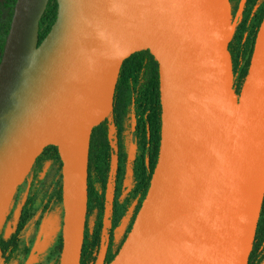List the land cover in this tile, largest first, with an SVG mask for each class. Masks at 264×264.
<instances>
[{"label": "water", "instance_id": "95a60500", "mask_svg": "<svg viewBox=\"0 0 264 264\" xmlns=\"http://www.w3.org/2000/svg\"><path fill=\"white\" fill-rule=\"evenodd\" d=\"M17 0L0 61V228L45 148L62 163L59 264H80L92 131L123 62L158 63L161 141L150 187L109 264H248L264 200V18L239 95L229 45L246 0ZM106 108L105 113L102 111ZM110 226L95 264H105Z\"/></svg>", "mask_w": 264, "mask_h": 264}, {"label": "trees", "instance_id": "16d2710c", "mask_svg": "<svg viewBox=\"0 0 264 264\" xmlns=\"http://www.w3.org/2000/svg\"><path fill=\"white\" fill-rule=\"evenodd\" d=\"M17 0H1L0 61ZM234 17L240 0H229ZM57 18V1L49 0L39 23V43ZM264 18V0H246L229 45L233 88L239 95L245 81L258 29ZM161 141V102L158 63L149 51L126 59L115 89L113 109L91 134L88 160V203L80 264H95L103 244V228L110 226L105 264L117 255L131 231L150 187ZM27 189L23 194V189ZM24 197V198H23ZM23 198V199H22ZM56 207L62 210V163L57 148L47 147L37 158L23 185L18 187L0 228V264H13L30 254L23 234ZM17 209V213H15ZM10 234L6 237V228ZM61 235L48 256L59 264ZM248 264H264V200Z\"/></svg>", "mask_w": 264, "mask_h": 264}, {"label": "rangeland", "instance_id": "374dc122", "mask_svg": "<svg viewBox=\"0 0 264 264\" xmlns=\"http://www.w3.org/2000/svg\"><path fill=\"white\" fill-rule=\"evenodd\" d=\"M1 1V0H0ZM6 14L2 13L0 16L1 22H4ZM23 185V184H22ZM27 189H23L25 194ZM24 198V197H23ZM22 198V199H23ZM15 209V213H17ZM40 213L27 227L23 234V246L30 249V254L26 258H21L13 264H47V257L50 251L54 249L57 244L58 238L61 235L62 230V217L63 211L61 208L56 207V210L47 215L37 226L35 223L39 218ZM7 225L5 236L10 234V229Z\"/></svg>", "mask_w": 264, "mask_h": 264}, {"label": "bare ground", "instance_id": "6f19581e", "mask_svg": "<svg viewBox=\"0 0 264 264\" xmlns=\"http://www.w3.org/2000/svg\"><path fill=\"white\" fill-rule=\"evenodd\" d=\"M105 111H106V108H104V110L102 111V115L105 113Z\"/></svg>", "mask_w": 264, "mask_h": 264}, {"label": "crops", "instance_id": "0c3cea01", "mask_svg": "<svg viewBox=\"0 0 264 264\" xmlns=\"http://www.w3.org/2000/svg\"><path fill=\"white\" fill-rule=\"evenodd\" d=\"M50 253H51V251H50ZM50 253H49V255H50ZM48 258V257H47ZM47 262H48V260H47ZM47 264H51V262H48Z\"/></svg>", "mask_w": 264, "mask_h": 264}]
</instances>
